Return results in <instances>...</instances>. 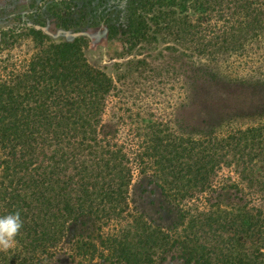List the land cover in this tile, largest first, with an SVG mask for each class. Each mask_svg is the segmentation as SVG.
Masks as SVG:
<instances>
[{
  "label": "trees",
  "instance_id": "1",
  "mask_svg": "<svg viewBox=\"0 0 264 264\" xmlns=\"http://www.w3.org/2000/svg\"><path fill=\"white\" fill-rule=\"evenodd\" d=\"M11 22L0 53L23 34L34 50L0 55V216L23 220L0 264H264V0H31ZM101 24L129 56L112 73L86 36L44 33ZM211 85L232 100L205 128L151 102L209 104ZM110 97L138 110L118 117L123 139L100 128ZM135 165L177 210L170 226L130 207Z\"/></svg>",
  "mask_w": 264,
  "mask_h": 264
},
{
  "label": "rangeland",
  "instance_id": "2",
  "mask_svg": "<svg viewBox=\"0 0 264 264\" xmlns=\"http://www.w3.org/2000/svg\"><path fill=\"white\" fill-rule=\"evenodd\" d=\"M31 0H0V29H7L12 25L11 19L18 14H24L27 11V5ZM11 5H14L10 7ZM16 6V9H14ZM9 9L7 15H2L4 9ZM208 13L203 15V20L205 25H217L216 15ZM196 19V16L192 18ZM50 38L56 42L61 41H72L76 37L86 36L87 41L85 43L84 54L88 58L89 62L96 67H101L103 70L112 73L113 62L127 61L129 56L125 52V47L119 37L113 36L108 32L107 26L104 24L87 27L85 29L76 31H65L54 25L48 26L44 29ZM167 43H171L173 46L174 40L169 37ZM163 47V44L160 45ZM34 50V42L32 36H27L23 34L19 36L14 41H10L8 46L2 50L1 56H17L25 55L27 53H32ZM146 52V51H145ZM142 52L141 54L145 53ZM137 57V56H136ZM181 91L177 90L173 92L172 98L157 96L156 99H151V102H156L160 100L164 106H171L168 111L172 114L174 119H176L178 125L188 126L194 130L201 129L210 125L212 121L217 117L219 118V113L222 112V108L225 104H228L232 97L228 96L227 93L230 91H225L222 87H216L211 85L210 98L208 99L209 104H187L185 100L181 99L179 95ZM233 92V91H231ZM160 97V99H159ZM264 98V95H263ZM122 98L110 97L107 101L106 112L104 113L102 119V133H108L113 135L115 130L120 129L121 139L124 138L127 128L124 130V126L119 125L118 117L129 116V113L125 110L132 107V104L128 105L121 104ZM167 101L169 102L168 105ZM124 109V110H123ZM133 110H138L132 107ZM228 111V110H227ZM129 121V127H134ZM207 124V125H206ZM138 126V125H137ZM135 165L133 167V179L129 188V204L132 210L137 213L146 216L148 219L152 220L155 225L167 227L177 220V210L173 208L169 199L164 197L159 185V180L150 171L141 172ZM228 168L222 171V176L225 177L229 174ZM231 173V172H230ZM221 193V192H220ZM232 192L228 193L231 194ZM236 195L235 192H233ZM162 264H183L179 261L168 260Z\"/></svg>",
  "mask_w": 264,
  "mask_h": 264
},
{
  "label": "clouds",
  "instance_id": "3",
  "mask_svg": "<svg viewBox=\"0 0 264 264\" xmlns=\"http://www.w3.org/2000/svg\"><path fill=\"white\" fill-rule=\"evenodd\" d=\"M22 228L20 211L0 216V251L6 252L16 245Z\"/></svg>",
  "mask_w": 264,
  "mask_h": 264
}]
</instances>
